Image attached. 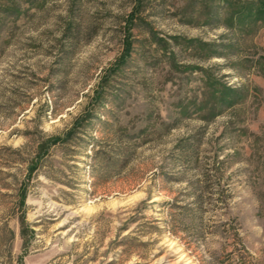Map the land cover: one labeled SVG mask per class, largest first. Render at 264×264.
Instances as JSON below:
<instances>
[{"label": "rangeland", "instance_id": "obj_1", "mask_svg": "<svg viewBox=\"0 0 264 264\" xmlns=\"http://www.w3.org/2000/svg\"><path fill=\"white\" fill-rule=\"evenodd\" d=\"M0 264H264V0H0Z\"/></svg>", "mask_w": 264, "mask_h": 264}, {"label": "trees", "instance_id": "obj_2", "mask_svg": "<svg viewBox=\"0 0 264 264\" xmlns=\"http://www.w3.org/2000/svg\"><path fill=\"white\" fill-rule=\"evenodd\" d=\"M81 121L84 122L85 118L81 117ZM77 122H76V125L74 126V128L69 130L64 136H62V137H60V136L50 137L46 141H42L39 143L34 158L31 160L28 167L26 168V171H27L26 176L28 178L35 172V170L37 169L41 159L48 153V150L52 146H55V145L60 144V143H65L73 136L75 129L77 128V125H78ZM24 192H25V186L21 185L20 188L18 189V197H19L20 202H21V203L19 202L20 203L19 206H21V204H22V199L24 198ZM19 208L23 209L22 207H19ZM19 222L21 225L20 233L23 234V227L25 225L23 215H21ZM12 239H13V234H12V232H10V240H12Z\"/></svg>", "mask_w": 264, "mask_h": 264}]
</instances>
